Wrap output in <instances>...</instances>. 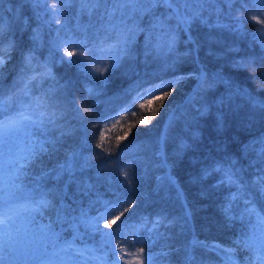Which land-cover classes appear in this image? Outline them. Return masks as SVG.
<instances>
[{"label":"trees","instance_id":"1","mask_svg":"<svg viewBox=\"0 0 264 264\" xmlns=\"http://www.w3.org/2000/svg\"><path fill=\"white\" fill-rule=\"evenodd\" d=\"M52 3L53 0H48L49 6ZM218 6L225 14L221 16L222 22L234 24L235 21L227 17L229 6L223 3ZM257 7L249 4L248 8L252 11H247L239 3L231 6V15L244 20L242 31L210 29L199 20L193 21L190 33L197 41L198 49L191 55L181 56L174 66L166 67L172 54H168L167 61L154 51L146 55V33L140 32L130 45V56L121 58L117 66L103 76L94 72L92 77H86L76 65L60 62L59 57L64 56L63 48L57 55L51 54L50 41L56 33L50 34L48 25L43 23L47 16L38 19L33 6L24 0H4L0 4V12L6 21H10L11 27L5 32L0 44L7 48L11 40L13 47L5 53V62L0 69V84L6 91L11 88L24 65L25 55L31 52L35 57L33 64L47 62L51 72V77L42 86L58 85L53 99L74 100L75 107L86 118V132L80 127L81 121L73 118L75 114L71 111L64 120L59 121L62 128L68 130L67 134L60 136L61 129L52 130L51 136L59 137L56 151L40 156L31 166L32 175L24 180L25 190L33 187L32 179H39L42 171L55 168L69 155L77 153L74 179L70 183L68 175L64 174L59 181L51 178L43 180V185L47 189L58 187L60 190L66 186L64 203L74 209L73 215L76 216L81 211L88 216H96L97 209L104 202L114 201L118 197L134 201L137 206L121 218H129L127 225L111 239L112 246L118 249L117 257L121 255V248L126 249L127 253H134L143 247L145 256L149 253L153 255L154 264H224V258L217 251L192 244L194 240L203 243L216 241L234 249L235 261L244 264L245 258L251 253L236 241L249 233L250 226L256 223V217L246 216L243 221L239 218L232 221L226 219L221 206L229 189L226 186L214 187L221 173L213 172L204 177L203 169L214 167L217 163L227 167L234 160L235 167L241 170L243 181L250 184L260 175L261 164L257 159L259 145L256 141L264 139V107H261L264 105V47L261 46L264 30L250 19L257 14ZM77 8L73 5L62 7L61 11L65 15L57 18L61 23L67 21V27L72 30L70 34L78 37L82 33L75 31ZM156 11L159 14L164 9L157 8ZM203 15L208 16V12ZM92 19L95 21V17ZM215 19L216 14L213 12L209 23H214ZM79 22L88 25L90 18L85 13L80 15ZM169 23L176 22L172 20ZM71 24L74 25L70 27ZM148 24L149 17L145 16L140 26L146 28ZM54 27L58 28L59 25L53 22ZM252 33H257V39H253ZM61 35H64L63 31ZM209 37L212 39L209 40ZM187 39L188 34L181 29L178 53L183 54L196 47L186 43ZM69 50L80 51L71 47ZM250 58L251 64L238 66V62ZM69 59L75 57L64 56L65 61ZM106 64H111L107 57L103 63L89 64L88 67L92 69ZM201 68L213 86L200 93L203 100L194 102L197 106L201 103L208 105L207 113L197 116L195 123L186 124L181 117L169 124L168 114L164 108H160L155 118L146 110L142 113L150 120L144 126L137 123L138 116L132 115L133 112L141 113L137 106L140 101H136L130 111L117 110L127 99L122 94L136 80H157L159 77L168 80L183 75L187 78L175 85L164 104L177 109V117H180L181 112L178 106H182L184 112L196 115L192 105L185 104V101L199 84L196 77ZM221 99L222 104L219 103ZM106 110L111 118L98 120L97 117ZM117 137L125 138L118 140ZM181 140L189 145L182 151L179 148ZM97 143L101 144V148L96 147ZM162 159H166V167L160 166ZM81 165L86 166L81 168ZM122 172H128L130 178L135 174V180L125 181ZM168 176L175 183L169 182ZM120 181L125 183L121 184ZM231 191H235V188ZM246 191L252 197L257 211L264 215V195L254 188ZM55 202L58 204L59 200ZM126 207L127 203H121L107 219H113ZM244 207L243 200L239 201L237 215ZM45 215L51 219L54 214L46 212ZM141 217L146 218L148 223L144 224ZM36 218L41 223H47L38 214ZM158 218L163 222L153 229V223ZM105 222H99L104 232L115 230V226L111 230L103 228ZM54 227L59 230V226ZM63 227L64 239L71 240L74 235L72 229L67 224ZM85 231L83 227L80 228L82 234ZM94 240H100L99 234L94 238L84 235L83 244L91 246ZM76 244L83 246L80 240ZM97 254L103 255L99 251ZM189 256L192 257L191 261ZM135 259L125 255L119 264ZM144 264H147V260Z\"/></svg>","mask_w":264,"mask_h":264},{"label":"snow or ice","instance_id":"2","mask_svg":"<svg viewBox=\"0 0 264 264\" xmlns=\"http://www.w3.org/2000/svg\"><path fill=\"white\" fill-rule=\"evenodd\" d=\"M3 2L4 0H0V4ZM24 2L33 6L38 19L47 16L43 23L48 25L50 34L56 33L50 41L51 54L55 56L63 48L64 56L75 57V59L65 61L64 56H60V62L76 65L86 77H92L94 72L103 76L105 72L114 69L121 58L130 56V45L140 32L146 33L145 54L154 51L158 56H164L166 61L168 54H172L166 67L174 66L181 56L191 55L198 49L199 45L190 33L193 21L199 20L210 29L243 30V18L231 15V6L234 3H239L247 11H252L248 8L249 4L258 6L255 9L257 14L252 15L250 19L260 24L261 30H264V0H53L50 6L48 0H24ZM220 3L229 6L230 11L227 17L234 20V24L222 22L221 16L225 14L218 6ZM69 5L78 6L75 31L82 33L81 36L71 35L72 30L67 27V21L61 23L57 18L65 15L61 8ZM209 5L213 7L210 8ZM157 8H163L164 11L157 14ZM205 12H208V16L203 15ZM213 12L216 14L215 22L209 23ZM85 13L89 16L90 22L88 25H81L79 17ZM145 16L149 17V24L146 28H142L140 21ZM172 20L176 23L170 24L169 21ZM53 22L59 27L52 28ZM10 27V21H6L0 12V41L3 40L5 32L9 31ZM181 29L188 34L186 43L196 46L183 54L177 52ZM62 31L64 35H61ZM251 35L253 39H257V33ZM211 39L212 37H209V40ZM261 46L264 47V42ZM12 47L11 40L7 48L0 44V69L3 68L5 62V53L10 52ZM70 47L80 49V51H70ZM105 57L111 60V64L92 69L88 67L89 64L103 63ZM34 60L35 57L31 52L25 55L21 72L7 91L0 84V264H119L120 260H124L125 255L136 259L125 260L124 264H144L145 260L147 264H154L153 255L149 253L145 256L143 247L134 253H127L126 249L121 248L119 249L121 255L117 257L118 249L111 244L112 237L120 234L127 225L129 218L125 217L123 220L121 218L137 206L134 201L129 202L127 197H118L114 201L104 202L102 207L97 209L96 216H88L84 211L76 216L73 215L74 209L64 203L66 186L64 190L58 187L52 189L44 187L43 180L48 178L59 181L64 174H67L69 183L74 179L77 153L69 155L55 168L42 171L39 179H32L33 187L25 190L24 180L32 175L31 166L40 156L56 151L59 137L51 136L52 130L61 129L60 136L67 134L68 130L63 129L59 121L64 120L69 111L75 114L74 119L81 121L80 127L84 128L85 132L87 131L86 118L81 115L80 109L75 107V101L54 100L58 85H49L47 88L42 86L43 82L51 77L48 63L36 62L34 65ZM251 63L250 58L238 62V66ZM186 78L187 76L181 75L168 80L162 77L157 80L138 79L124 91L122 96L127 99L124 105L117 110L130 111L132 105L140 101L137 106L141 113H132L133 116H138L137 123L139 124L147 126L150 123V120L142 114L145 110L155 118L160 108H164L165 113L168 114L169 124L181 117L185 119L186 124H193L197 116H203L208 111L207 104L201 103L197 106L194 102L197 99L203 100L200 93L213 86L203 68L196 77L199 84L185 101V104L192 105L196 115H190L182 110V106H178L181 112L180 117H177V109H172L170 104L168 106L164 104L175 89V85ZM158 92L161 94L156 95ZM219 103L222 104L223 99ZM253 103L256 102L253 101ZM69 105L72 107L69 108ZM110 118L111 114L107 110L97 117L98 120ZM220 123L222 125V120ZM101 136L103 137V132ZM126 136L127 133H125ZM125 137H117V139L122 140ZM256 143L259 145L257 159L261 164L260 175L250 184L243 181L241 170L235 167L234 160L227 167L217 163L214 167L203 169L204 177L213 172L221 173V178L214 187L226 186L229 189L224 198V204L221 206L226 219L232 221L239 218L243 221L246 216L255 215L256 217V223L250 226L249 233L236 241L238 245L251 253L245 258L244 264H264V215L257 211L252 197L246 191V189L254 188L264 195V139ZM188 146L185 141L181 140L179 145L181 151ZM96 147L101 148V144L97 143ZM108 155L111 156V153L108 152ZM84 166L86 165L80 167ZM160 166H167L166 159L161 160ZM121 175L125 177V181L129 179L134 181L136 178L135 174L130 178L128 172H122ZM168 180L175 183L171 176H168ZM125 181H120V183L124 184ZM232 188H235V191H231ZM130 193L131 188L129 195ZM57 199L58 204L55 202ZM241 200L245 207L240 209L237 215L238 204ZM121 203H127L128 207L113 219H107ZM46 212L54 214L51 219L45 215ZM37 214L47 220V223L37 221ZM140 219L144 224L148 223L146 218L141 217ZM101 220L106 221L103 228L111 230L115 226V230L104 232L99 223ZM162 222L158 218L153 223V229ZM65 224L74 233L71 240L64 239L62 235L65 231L63 227ZM54 225L59 226V230ZM81 227L86 230L83 234L80 232ZM96 234L100 236L99 241L94 240L91 246L83 244L84 235L94 238ZM77 240L81 241L82 247L77 246ZM192 244L219 252L224 257V264H237L233 256L234 249L195 240ZM98 251L103 255H98ZM188 259L191 261L192 257L189 256Z\"/></svg>","mask_w":264,"mask_h":264},{"label":"rangeland","instance_id":"3","mask_svg":"<svg viewBox=\"0 0 264 264\" xmlns=\"http://www.w3.org/2000/svg\"><path fill=\"white\" fill-rule=\"evenodd\" d=\"M207 244H218V245H220L219 243H217L216 241H211V242H209V243H207ZM222 246V245H221ZM222 248H228V247H226V246H222ZM219 253V252H218ZM220 254V253H219ZM221 255V254H220ZM222 256V255H221ZM223 257V256H222ZM224 258V257H223Z\"/></svg>","mask_w":264,"mask_h":264},{"label":"bare ground","instance_id":"4","mask_svg":"<svg viewBox=\"0 0 264 264\" xmlns=\"http://www.w3.org/2000/svg\"><path fill=\"white\" fill-rule=\"evenodd\" d=\"M74 19V18H73ZM70 21H71V18H70ZM69 23H71V22H69ZM89 23V22H88ZM72 25H74V24H71V26L70 27H72ZM74 26H76V25H74ZM55 28V27H54ZM73 35V34H72ZM94 75V74H93ZM96 75V74H95Z\"/></svg>","mask_w":264,"mask_h":264},{"label":"water","instance_id":"5","mask_svg":"<svg viewBox=\"0 0 264 264\" xmlns=\"http://www.w3.org/2000/svg\"><path fill=\"white\" fill-rule=\"evenodd\" d=\"M209 245H211V244H209Z\"/></svg>","mask_w":264,"mask_h":264}]
</instances>
